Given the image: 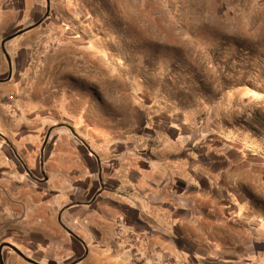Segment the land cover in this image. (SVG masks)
Instances as JSON below:
<instances>
[{
    "label": "rangeland",
    "instance_id": "1",
    "mask_svg": "<svg viewBox=\"0 0 264 264\" xmlns=\"http://www.w3.org/2000/svg\"><path fill=\"white\" fill-rule=\"evenodd\" d=\"M0 2V13L23 10V0ZM40 6L8 26L0 15V121H15L10 130L0 123L1 138L26 141L33 129L24 125L65 122L69 143L168 160L173 209H229L230 222L264 228V0ZM29 209L25 223L45 222ZM258 229L251 253H264Z\"/></svg>",
    "mask_w": 264,
    "mask_h": 264
},
{
    "label": "crops",
    "instance_id": "2",
    "mask_svg": "<svg viewBox=\"0 0 264 264\" xmlns=\"http://www.w3.org/2000/svg\"><path fill=\"white\" fill-rule=\"evenodd\" d=\"M41 2L23 0L22 12L9 6L0 13L5 26L32 16L28 7L40 8ZM16 27L20 31L24 26ZM3 29L7 27L0 28L2 35ZM14 34L10 39L18 36ZM2 52L9 81L12 58L4 48ZM65 115L69 121V113ZM0 123L8 130L15 126L7 117ZM29 128L33 133L29 140L23 138L26 141L9 136L5 141L0 135V244L12 243L40 264H156L164 251L175 264L264 261V253L249 249L251 230L258 228L249 221L230 222L229 209H222L225 216L220 217L218 209L169 206L164 200L172 179L168 160L136 159L133 150L113 154L100 144L93 148L85 142L69 143L65 122L51 125L49 120L24 125L20 131ZM14 205H20L21 215L5 212ZM29 207L45 215V222H37L40 226L25 223ZM258 232L257 238H263L264 228ZM8 250H3L5 264H34Z\"/></svg>",
    "mask_w": 264,
    "mask_h": 264
},
{
    "label": "water",
    "instance_id": "3",
    "mask_svg": "<svg viewBox=\"0 0 264 264\" xmlns=\"http://www.w3.org/2000/svg\"><path fill=\"white\" fill-rule=\"evenodd\" d=\"M9 38H11V37H9ZM9 38L4 40L3 45H5L6 41L9 40ZM5 247L11 248L12 250H14L16 253H18L20 256H22L27 261H30L34 264H40L39 262L35 261L34 259L27 257L17 246H15L14 244L9 243V242H3L0 244V264H5V261L3 258V250Z\"/></svg>",
    "mask_w": 264,
    "mask_h": 264
},
{
    "label": "built area",
    "instance_id": "4",
    "mask_svg": "<svg viewBox=\"0 0 264 264\" xmlns=\"http://www.w3.org/2000/svg\"><path fill=\"white\" fill-rule=\"evenodd\" d=\"M162 261L156 262V264H175V262L172 261V257L167 252H162ZM175 261V260H174Z\"/></svg>",
    "mask_w": 264,
    "mask_h": 264
},
{
    "label": "flooded vegetation",
    "instance_id": "5",
    "mask_svg": "<svg viewBox=\"0 0 264 264\" xmlns=\"http://www.w3.org/2000/svg\"><path fill=\"white\" fill-rule=\"evenodd\" d=\"M83 256H84V254L80 255V256H79V259H81Z\"/></svg>",
    "mask_w": 264,
    "mask_h": 264
}]
</instances>
